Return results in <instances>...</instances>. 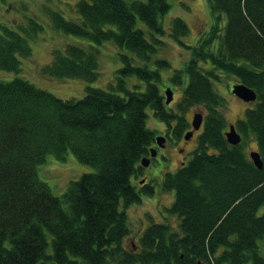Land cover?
Returning a JSON list of instances; mask_svg holds the SVG:
<instances>
[{
	"label": "trees",
	"instance_id": "16d2710c",
	"mask_svg": "<svg viewBox=\"0 0 264 264\" xmlns=\"http://www.w3.org/2000/svg\"><path fill=\"white\" fill-rule=\"evenodd\" d=\"M206 2L215 24L192 44L183 18L166 26L170 0H80L73 20L51 13L57 31L84 43L56 50L44 70L49 77L97 82L105 44L115 46L122 66L115 83L89 87L81 99L58 98L20 76L0 82V264H264V165L256 167L245 149L255 138L264 162V0ZM3 23L0 70L22 75L21 59L33 54L42 27L35 23L29 34L25 24ZM167 39L191 54L172 78L183 89L177 112L163 95L164 74L172 71L160 57ZM231 77L258 96L235 124L238 145L225 136L230 126L217 87ZM194 106L206 111L204 131L161 186L174 198L165 220L127 247L126 209L155 195L154 186L140 193L134 181L156 135L149 115L164 124L178 120L183 132ZM69 152L96 171L58 197L38 168Z\"/></svg>",
	"mask_w": 264,
	"mask_h": 264
},
{
	"label": "rangeland",
	"instance_id": "374dc122",
	"mask_svg": "<svg viewBox=\"0 0 264 264\" xmlns=\"http://www.w3.org/2000/svg\"><path fill=\"white\" fill-rule=\"evenodd\" d=\"M78 1L80 0H0V25L5 22L9 26L15 27L17 23H22L25 24L26 28L31 32L29 34H32L35 23L42 27V31L35 36L37 42H34L33 54L21 59L23 61L21 63L23 74L20 75L0 70V82H9L17 76H20L38 88L49 91L61 99H81L86 95L89 87L107 88L110 83H115L116 71L121 68L122 63L114 45L105 44L101 46L99 54L101 77L93 84L77 79L58 80L49 77L44 71L52 62L56 50H65V48L72 43H84V39L80 37L64 35L57 31L53 27V20L51 17V13L54 12L61 14L66 20L75 19L78 13L74 6ZM206 1L207 0H170L171 9L165 20L166 26L169 27L171 25H169L168 22H170L172 18H183L191 27V34L187 37L186 42L191 44L195 43L196 38L209 33L215 24V16L211 13L209 4ZM217 16H220L219 24L224 26L227 21L226 16L223 14ZM184 40L185 39H183V41ZM167 42L170 44L166 47L165 51L161 52L162 56L160 57L169 61L172 69H182L185 63L189 61L191 55L190 50L172 40L167 39ZM164 75L166 76L168 73ZM171 78L172 75H169L167 78L163 79V83L165 86L171 87L174 90L175 103H172L170 107L175 108L178 107L181 101L183 89L176 87L177 84H174ZM237 83L239 82L231 77V79H222V82L217 86L225 97L221 112L223 114L222 116L225 117L227 126L235 125L236 122L244 116L248 106H250L233 94V87ZM165 88L166 87H164V90ZM197 108L196 106L191 107L185 114L189 122L192 120L194 121L191 117L194 113V116L198 113H203L205 115L206 111L204 109L200 107L199 109ZM148 126L159 135L162 134L165 129L164 123L159 121L152 114L149 115ZM197 143V139H194L188 144V151H191L188 156H191L194 147H197ZM257 146L255 138L251 136L248 138L247 142H245V149L249 154L258 152ZM175 159L182 160L183 156H175ZM164 168L162 164H159L158 168L145 169V176H150L153 181V186L157 188L156 194L152 195V197L142 195L140 203L131 205L126 209L129 218V227L132 230L131 236L125 240V245L127 247L138 244V237L142 236L144 230L153 221H164L165 219L163 218L166 217V214H164L165 210L170 208L173 203L174 198L172 193L161 190V186L163 184L164 173L174 168L167 170ZM95 171V168L80 163L75 155L69 152L65 161H59L52 155L48 156L45 164L39 166L38 175L41 181L50 186L53 194L60 197L67 191L72 181L79 180L84 174L93 173ZM135 184L137 187L140 186L138 180L135 181ZM263 211L264 208L261 210V214H263ZM261 245L264 254V241Z\"/></svg>",
	"mask_w": 264,
	"mask_h": 264
},
{
	"label": "flooded vegetation",
	"instance_id": "af4514ba",
	"mask_svg": "<svg viewBox=\"0 0 264 264\" xmlns=\"http://www.w3.org/2000/svg\"><path fill=\"white\" fill-rule=\"evenodd\" d=\"M178 69L179 68L172 69V71L170 72L171 74L168 73V75H166V76L164 75V79L167 78L169 75H172V78H173V75L175 74L176 71H178ZM172 78H171V80H172ZM177 85H176V87H179L180 89H182L181 86H177ZM164 87H166V88H165V90L163 88V91H164L163 95L166 98H168L166 91H167V89H169L171 87H167L165 85H164ZM172 91H173V99L170 103H167V101H166V104L168 105L169 112L170 111L177 112L178 107H175V108L170 107V105L172 103H175L174 102V90L172 89ZM179 104H180V102H179ZM179 104H178V106H179ZM194 114L191 115L192 119H194ZM152 115H154V114L152 113ZM179 115H180V117L182 116V114H180V113H179ZM186 120H187V118H186ZM187 121H188V124L185 128V131H183V132L177 131L178 120H173L170 124L165 122V124H164L165 129H164V132L162 134H160V135L156 134L155 135L154 142H153L152 146L150 147L148 156L146 157L149 160L150 164L146 167L140 165V167H141L140 172L134 178V181L138 180V183L140 185L139 187H137V185H136L138 192H140V191L143 192L145 186H148L149 188H150V186H153V181H152L151 177L145 176V169H147V168H153V169L158 168L159 164H162L165 167L164 169H166V170L174 168L172 170H169L168 172L165 171L166 173H164V175H163L164 176L163 182H164L165 178L168 175L174 174L177 170H179L188 161V159L190 157V156H188V154H190V152H191V151H188V144H190L191 141H193L194 139L195 140L197 139V142H198L199 136L204 131L205 121L203 122V125L201 126V128L199 130H195L193 128V125H192L193 120L191 122H189V120H187ZM191 132L193 133V136L191 138H187L188 133H191ZM159 137H161L163 139L161 141H158ZM195 148L196 147H194V149ZM175 156H179V157L183 156V159L182 160L181 159L180 160L175 159ZM178 166H180V167H178ZM154 190H155L154 192L156 194L157 188L155 186H154Z\"/></svg>",
	"mask_w": 264,
	"mask_h": 264
},
{
	"label": "water",
	"instance_id": "95a60500",
	"mask_svg": "<svg viewBox=\"0 0 264 264\" xmlns=\"http://www.w3.org/2000/svg\"><path fill=\"white\" fill-rule=\"evenodd\" d=\"M166 94L168 97L167 103H170L173 99V91L169 88V89H167ZM233 94L246 103L255 102L258 98L257 93L253 89H251V88H249L243 84L234 85ZM203 122H204L203 114L202 113L196 114L194 116V121L192 124L193 128L195 130H199L201 128V126L203 125ZM192 136H193L192 132L188 133L187 138H191ZM225 136H226L228 142L232 145H238L242 141V137L237 132V128L235 125H230V130L225 133ZM162 139L163 138H158V141H161ZM250 157L254 161V164L256 165V167H258L259 169H263L264 163H263V160L261 158V155L258 152H252L250 154ZM141 163L145 167L150 164V162L147 158L142 159Z\"/></svg>",
	"mask_w": 264,
	"mask_h": 264
}]
</instances>
